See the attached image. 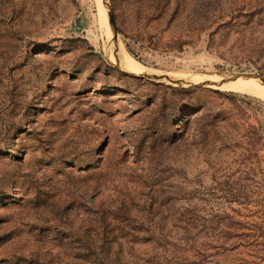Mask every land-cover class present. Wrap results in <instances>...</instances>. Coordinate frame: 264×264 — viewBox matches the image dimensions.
<instances>
[{
  "label": "rangeland",
  "instance_id": "1",
  "mask_svg": "<svg viewBox=\"0 0 264 264\" xmlns=\"http://www.w3.org/2000/svg\"><path fill=\"white\" fill-rule=\"evenodd\" d=\"M191 73L263 83L264 0H0V264H143L188 221L198 264H264V96Z\"/></svg>",
  "mask_w": 264,
  "mask_h": 264
},
{
  "label": "bare ground",
  "instance_id": "2",
  "mask_svg": "<svg viewBox=\"0 0 264 264\" xmlns=\"http://www.w3.org/2000/svg\"><path fill=\"white\" fill-rule=\"evenodd\" d=\"M104 22V21H102ZM103 30L105 31V45L106 51L109 58L116 64L120 65L126 71L131 73H146L145 67L134 57L129 55L123 43L117 39L113 34V26L111 24L107 25L105 28L103 23ZM115 36V38H114ZM148 77V76H147ZM163 79L165 81H171L177 84H196V83H206L210 85H221L222 88L246 91L252 94H259L264 96V82L257 80L253 77L236 75V74H210L202 75L199 73H191L183 76H166Z\"/></svg>",
  "mask_w": 264,
  "mask_h": 264
},
{
  "label": "trees",
  "instance_id": "3",
  "mask_svg": "<svg viewBox=\"0 0 264 264\" xmlns=\"http://www.w3.org/2000/svg\"><path fill=\"white\" fill-rule=\"evenodd\" d=\"M160 229L162 230V228ZM178 229L184 230L181 237H178V233L175 236L173 235V228L168 231V235L163 233L164 231L162 230L159 233V237H155L158 245L156 247L157 251L152 255V261H145V264H198L197 261L191 259L190 255H186L187 251L192 250V248L196 251L193 256H201L203 254L201 248L197 249V247L195 248L189 243L190 241H194V237L192 236L195 229L194 224L188 221L187 225H181ZM149 230L150 228H146L147 232ZM160 248L162 249L161 251H159Z\"/></svg>",
  "mask_w": 264,
  "mask_h": 264
},
{
  "label": "water",
  "instance_id": "4",
  "mask_svg": "<svg viewBox=\"0 0 264 264\" xmlns=\"http://www.w3.org/2000/svg\"><path fill=\"white\" fill-rule=\"evenodd\" d=\"M117 35V34H116Z\"/></svg>",
  "mask_w": 264,
  "mask_h": 264
}]
</instances>
